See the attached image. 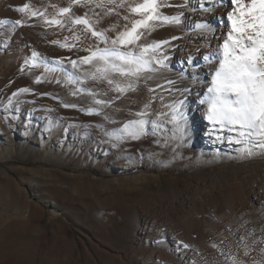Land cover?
I'll return each mask as SVG.
<instances>
[{"label":"rangeland","instance_id":"374dc122","mask_svg":"<svg viewBox=\"0 0 264 264\" xmlns=\"http://www.w3.org/2000/svg\"><path fill=\"white\" fill-rule=\"evenodd\" d=\"M143 2L0 0V21H8L0 23V264H173L159 254H183L212 237L228 255H216L221 263H241L220 225L264 187V147L209 121L196 109L208 108L198 94L171 89L195 69L194 56L188 63L182 53L178 63L172 43L152 42L161 24L153 19L137 29L143 35L134 45H116L134 53L149 46L138 78L109 74L108 84L85 76L102 62L82 58L113 47L142 19L131 7ZM156 3L159 17L167 0ZM85 14L90 27L74 22ZM178 21L174 41L184 33ZM137 120L146 123L134 137L139 125L129 122Z\"/></svg>","mask_w":264,"mask_h":264},{"label":"snow or ice","instance_id":"6c2138e0","mask_svg":"<svg viewBox=\"0 0 264 264\" xmlns=\"http://www.w3.org/2000/svg\"><path fill=\"white\" fill-rule=\"evenodd\" d=\"M75 2L79 3L80 0ZM231 4L233 11L227 16L230 21V30L222 44V58L219 59L218 67L215 69L212 86L208 88L210 96L203 102L208 104L207 119L213 124H218L221 128L228 127L230 131L237 132L240 137H260L262 139L256 146L264 147V0H249L248 3H245V0H231ZM119 6L122 7L123 4ZM97 7H103V5L100 4ZM157 7L156 0H144L142 4L131 7V11L141 14L142 19L132 21L130 29L126 27L115 39H112L113 47L98 48L90 56L82 58V63H90L93 59L102 62L101 65L94 66L95 72H86L85 76H91L93 80H106L108 84L114 83L109 74L138 78L139 74L147 68L148 61L145 60L144 53L148 51L149 46H143L142 52L134 53L132 49L122 51L121 47L116 45H134L143 35L137 29L147 27L148 21L160 18L156 14ZM25 8L18 10L23 12ZM69 11L70 8L60 9L61 14ZM31 15L36 16L37 13L32 12ZM163 19L179 22L175 17H163ZM74 22L90 27L86 14L85 18H77ZM0 23H8V21H0ZM15 23L21 22L15 21ZM46 23L60 24L61 22L47 20ZM197 27L207 26L199 24ZM92 35L99 36L108 43L103 32L93 30ZM157 46L151 45L153 48ZM72 64L75 67L77 61H72ZM128 86L132 87V83ZM116 90L125 91L119 84ZM97 103L104 102L97 101ZM173 111L178 113V109ZM137 115L143 116L147 113H137ZM179 118L183 120L182 113H179ZM172 119L176 120L177 116L173 115ZM129 123L139 125L138 128H133L129 135L135 137L143 133L146 123L144 120ZM125 129H128V125H125Z\"/></svg>","mask_w":264,"mask_h":264},{"label":"bare ground","instance_id":"6f19581e","mask_svg":"<svg viewBox=\"0 0 264 264\" xmlns=\"http://www.w3.org/2000/svg\"><path fill=\"white\" fill-rule=\"evenodd\" d=\"M248 2L249 0H245V3ZM180 5L190 7L191 10L195 11L186 12L185 10H180ZM165 7L159 13L161 24L150 35V40L154 43H159V47L161 48L168 47L172 43L178 51L177 62L182 63V53H186L188 63L189 55L194 56L193 63L195 66L194 70H189L190 74L187 77L183 76L180 79H174L171 89L178 94L193 92L201 97L202 102L206 101L210 96L208 88L212 86L211 82L214 78L215 69L218 67L219 59L222 58V44L230 30V21H228L227 16L229 12L233 11L231 0H185L183 4L177 0H167ZM163 17H175L176 19L182 20L184 33L180 39L174 41L175 35L178 33L176 28L171 25L174 21H166ZM199 24L206 25L207 27L198 28L197 25ZM191 30L193 31L189 34L188 31ZM180 68L184 70V66ZM184 74H186V71H184ZM205 104L208 106L207 103ZM201 106L198 102L196 109H201L204 114L208 113V108L206 106L199 108ZM200 128H204V126L201 125ZM210 131L212 134V129H209L207 126L204 128L205 133ZM256 139L259 141L262 138L256 137ZM255 194L252 204L245 200L242 201L240 205L241 210L225 214V220L223 219L224 224L220 225V227L224 225L225 227H222L228 230L227 234H229L230 240L224 239L225 242L227 241V246H230L232 241H237H235L237 243L235 245H238L235 249L238 256L237 260L242 264H255L256 258L259 260V263L257 262L258 264H264V187H261ZM227 234L224 235L227 236ZM218 241L213 240V237L203 238L198 243V247L193 248L194 250L188 249L183 254H178L179 252L177 250L168 249L165 253L159 254V257L161 260L170 261L173 264H224L216 256L219 255ZM176 242L178 243L179 241ZM227 246L225 244L224 247ZM175 247L179 249V245ZM224 247L222 250H224ZM226 252L228 251L226 250ZM228 254L230 256L229 252Z\"/></svg>","mask_w":264,"mask_h":264}]
</instances>
